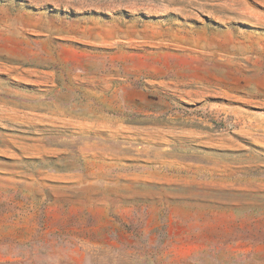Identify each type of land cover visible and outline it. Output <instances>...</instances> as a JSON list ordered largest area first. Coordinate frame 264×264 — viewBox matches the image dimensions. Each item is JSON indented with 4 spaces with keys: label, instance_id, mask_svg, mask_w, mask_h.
I'll use <instances>...</instances> for the list:
<instances>
[{
    "label": "rangeland",
    "instance_id": "rangeland-1",
    "mask_svg": "<svg viewBox=\"0 0 264 264\" xmlns=\"http://www.w3.org/2000/svg\"><path fill=\"white\" fill-rule=\"evenodd\" d=\"M0 264H264V0H0Z\"/></svg>",
    "mask_w": 264,
    "mask_h": 264
}]
</instances>
